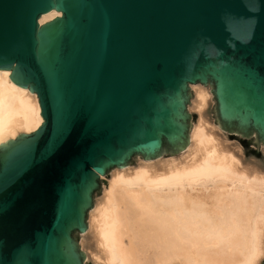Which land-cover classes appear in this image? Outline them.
Listing matches in <instances>:
<instances>
[{
    "label": "water",
    "instance_id": "obj_1",
    "mask_svg": "<svg viewBox=\"0 0 264 264\" xmlns=\"http://www.w3.org/2000/svg\"><path fill=\"white\" fill-rule=\"evenodd\" d=\"M0 69L43 117L0 143V264H87L100 182L188 144L191 84L264 144V0H0Z\"/></svg>",
    "mask_w": 264,
    "mask_h": 264
},
{
    "label": "bare ground",
    "instance_id": "obj_2",
    "mask_svg": "<svg viewBox=\"0 0 264 264\" xmlns=\"http://www.w3.org/2000/svg\"><path fill=\"white\" fill-rule=\"evenodd\" d=\"M60 15L52 10L40 23ZM10 73L0 69V143L43 122L37 94L15 84ZM190 86L198 118L183 153L164 161L137 158V168L115 169L89 211L80 248L93 264H261L264 259V168L245 163L235 151L238 143L229 142L210 120V89Z\"/></svg>",
    "mask_w": 264,
    "mask_h": 264
},
{
    "label": "rangeland",
    "instance_id": "obj_3",
    "mask_svg": "<svg viewBox=\"0 0 264 264\" xmlns=\"http://www.w3.org/2000/svg\"><path fill=\"white\" fill-rule=\"evenodd\" d=\"M205 86H207L209 89L212 88V86H210V84H207ZM190 89L192 90L191 86H190ZM192 93H193V97H194V88L192 90ZM193 97H189V103H188V108H187V111L190 114V119L189 120H190L192 125H193V123L196 122V120L198 118L196 110L191 108V106L193 104V99H194ZM212 97H213V94H212ZM214 106H215V102L213 100L212 101V107H211L210 112H209L210 120L213 123H214V118H215ZM214 124H216V123H214ZM223 132L226 134L229 142H233V143H236V144L238 143V145L240 147L237 148V149L235 147V151H238V149H239V152H240V154H242L243 160H245L244 161L245 163L249 164V162H250V163L253 164V162H259V164L264 168V154H263L264 153L263 152L264 144H260L256 140L255 132H253L248 137L247 136H242L240 133L228 132V130H223ZM240 148H241V150H240ZM183 150H184V148L182 150H179L178 152L173 153V154H169L168 152H164V153H161L160 155H158L156 157L148 158V159L153 160V161H156L158 159L164 161L165 159H168V158H171V157L180 156L183 153ZM137 158L138 159L139 158L146 159V158H143L142 155L136 154L135 156L132 157L133 162L131 164H127V165H124V166H121V167H113L112 169H110L108 171V173L103 177V180L100 182V193L96 195V192H95V194H94V203H93L92 208L94 207L95 201L100 199L103 196V193H104L103 189L108 187L110 179H112V173L115 171V169L124 168V167L125 168H137V163H138V159ZM88 214H89V212H88ZM88 214H87V216H88ZM81 235H82V232H79L78 233L79 239L77 240V245H79V249L80 250H81V248H80V236ZM84 261L87 264H93V261L85 259V256H84Z\"/></svg>",
    "mask_w": 264,
    "mask_h": 264
}]
</instances>
